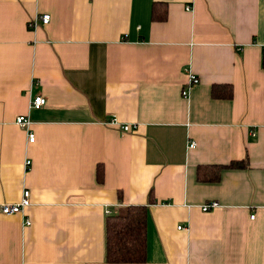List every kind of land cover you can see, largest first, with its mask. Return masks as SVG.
<instances>
[{
	"label": "crops",
	"instance_id": "0c3cea01",
	"mask_svg": "<svg viewBox=\"0 0 264 264\" xmlns=\"http://www.w3.org/2000/svg\"><path fill=\"white\" fill-rule=\"evenodd\" d=\"M263 49L264 0H0V205L31 193L0 215V264H107L127 206L147 208L143 264H264Z\"/></svg>",
	"mask_w": 264,
	"mask_h": 264
},
{
	"label": "trees",
	"instance_id": "16d2710c",
	"mask_svg": "<svg viewBox=\"0 0 264 264\" xmlns=\"http://www.w3.org/2000/svg\"><path fill=\"white\" fill-rule=\"evenodd\" d=\"M156 16L155 8L153 18ZM262 68L264 69V49L262 52ZM213 86V98H231L232 90L229 86L227 95H219ZM247 160L231 162L227 166H202L197 170V179L200 182H218L220 171L225 169H245ZM211 169V172L208 171ZM216 169V170H214ZM103 170L96 169V179L102 182ZM151 201V200H150ZM146 221L147 208L145 206H127L120 208L115 214L107 216L105 221V262L107 264H143L146 258Z\"/></svg>",
	"mask_w": 264,
	"mask_h": 264
},
{
	"label": "built area",
	"instance_id": "2783aa9c",
	"mask_svg": "<svg viewBox=\"0 0 264 264\" xmlns=\"http://www.w3.org/2000/svg\"><path fill=\"white\" fill-rule=\"evenodd\" d=\"M50 20V16L49 15H43L41 18H39L38 20H35L34 22H30L29 23V27L31 28H35L36 26L39 25V23H41L42 25H46L48 24ZM199 83V79L193 75V74H188V86L185 90H182V96L185 97L188 94V90L197 85ZM46 99L43 98L42 96H38L36 98H34L32 100V102L30 103V108L31 109H40L41 107L46 105ZM16 125H18L21 128H24L28 131V142L29 143H33L34 142V134L29 132L28 127L30 125V122L28 120L27 117L25 116H20L16 119L15 121ZM118 122L113 119L111 120L108 124L110 125H114L116 126L121 133H131L135 131V128L133 126L127 125V124H122V125H118ZM195 146V143L192 142L190 144V148H193ZM25 167L26 169H29L30 167V162H26L25 163ZM30 198H31V193L29 190H24L22 192V196L20 198V201L16 204H4V205H0V215L3 216H15V215H20L23 214L24 211L30 206L31 202H30ZM217 207V204L215 202L209 203L204 205L203 207H201V211L202 212H208L212 209H215ZM109 214V212L107 213ZM250 220H254V215L250 216ZM30 222L29 220H26L25 222V226H29ZM180 229V228H179Z\"/></svg>",
	"mask_w": 264,
	"mask_h": 264
}]
</instances>
